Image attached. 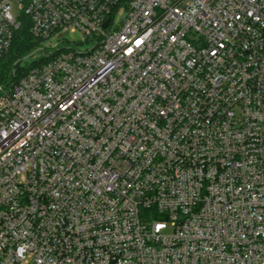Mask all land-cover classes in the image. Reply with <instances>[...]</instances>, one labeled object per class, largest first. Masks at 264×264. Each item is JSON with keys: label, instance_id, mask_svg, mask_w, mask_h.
<instances>
[{"label": "built area", "instance_id": "1", "mask_svg": "<svg viewBox=\"0 0 264 264\" xmlns=\"http://www.w3.org/2000/svg\"><path fill=\"white\" fill-rule=\"evenodd\" d=\"M0 264H264V0H0Z\"/></svg>", "mask_w": 264, "mask_h": 264}, {"label": "trees", "instance_id": "2", "mask_svg": "<svg viewBox=\"0 0 264 264\" xmlns=\"http://www.w3.org/2000/svg\"><path fill=\"white\" fill-rule=\"evenodd\" d=\"M33 38L29 27H23L16 36L14 52L16 55L23 54L32 47Z\"/></svg>", "mask_w": 264, "mask_h": 264}, {"label": "rangeland", "instance_id": "3", "mask_svg": "<svg viewBox=\"0 0 264 264\" xmlns=\"http://www.w3.org/2000/svg\"><path fill=\"white\" fill-rule=\"evenodd\" d=\"M14 14L17 16V11L15 10L14 11ZM75 38H76V40H81L80 38H81V36L80 35H75ZM55 46L58 48V47H63V45H61V44H59V43H57V44H55Z\"/></svg>", "mask_w": 264, "mask_h": 264}]
</instances>
